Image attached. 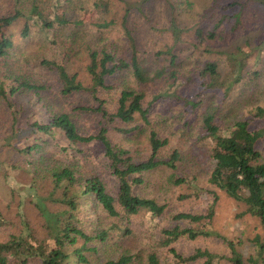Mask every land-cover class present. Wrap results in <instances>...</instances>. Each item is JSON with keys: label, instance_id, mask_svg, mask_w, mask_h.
Segmentation results:
<instances>
[{"label": "rangeland", "instance_id": "1", "mask_svg": "<svg viewBox=\"0 0 264 264\" xmlns=\"http://www.w3.org/2000/svg\"><path fill=\"white\" fill-rule=\"evenodd\" d=\"M109 2V16L117 19V23L109 28H98L96 22L101 17L99 9L95 6L99 0H65L58 7L61 15L71 19L70 30L76 32L75 38L67 37L71 32H56L51 29L50 38H45L43 30L32 27L31 34L24 38L20 35L23 21H16L10 27L8 33L14 38L16 49L12 50L9 57L12 61L27 59L24 70L34 68L48 80V88L42 90V99L38 103L43 112L45 120H52V112H67L76 122L81 134L96 135L102 127L107 128V135L115 148L129 151L134 161L147 160L152 152L150 143V132L152 129L158 131L161 138H168L169 142L161 149L159 156L168 158L174 148L182 153V159L178 162L179 167L175 177L189 178L195 181L201 190L195 193V188L184 182L176 184L171 181V169L158 167L153 170L135 173L132 176L143 179L142 183L134 184V192L144 197L155 198L162 204H167L165 212L155 214L148 210H142L130 219L109 216L104 209L90 199L89 210L92 212V223L94 226L106 227L113 224L127 225L132 233L125 236L114 235L111 241L100 243L99 251L93 253L92 259L95 264L115 258L120 254L136 255L131 264H145L146 255L155 251L160 256L163 264H203V259L194 262L179 261L170 251L168 246L160 244L162 229L164 227L203 226L210 235L199 236L190 239L181 236L173 247L178 253L189 256L197 249H209L218 254L230 256L231 245L240 252L246 263L251 255L257 256V247L254 237L263 234L264 230L258 217L243 214L242 202L230 197L223 190L215 187L209 181L213 167L211 150L213 140L206 137L203 127V113L208 106L213 105L216 112V123L223 129H232L236 122L249 119L253 129L259 130L258 148L264 160V117L255 115L258 107H264V7L253 2L245 8L242 13L240 28L230 34L226 39L209 38L208 32L213 30L219 12L235 0H170L174 4V10L169 8V3L164 0H154L148 3H140V0H106ZM14 6L13 0H1L0 10L8 12ZM129 8L128 19L132 27H136V43L138 55L143 64L149 67L150 79L139 82L133 72L128 69L108 77L109 88L100 89L97 101L88 90H79L70 95H64L60 91L57 76L50 75L46 67L36 66L33 60L38 57L51 58L55 55L64 62L67 59L68 70L77 72L81 82L85 86L92 84V77L88 71L87 50L90 45L92 49H100L105 43L113 41L119 44L117 52H121V46L128 47V40L122 27V17ZM141 8V12L138 9ZM49 9L46 4L44 11ZM235 6L228 12L236 11ZM172 17L177 22L179 29H183L180 41L173 51L179 54V68L181 69L182 84L179 93L189 97H196L201 104L193 112L183 103L176 101L167 94L152 103L154 97L167 90L168 83L175 80L172 75L163 80L154 76V68L170 64V56L161 54L174 44L170 29ZM79 23V25H76ZM58 27V26H57ZM201 29L204 28V36L199 37ZM221 28V26H220ZM58 30H61L60 28ZM57 30V31H58ZM219 36V35H218ZM103 39V40H102ZM75 40V41H74ZM76 42V43H75ZM240 49L243 58V78L234 84L230 93L225 96L223 89L203 90L195 79L194 73L203 67L204 62L216 61L223 71L229 69L228 52ZM127 56H130L128 49ZM39 55V56H36ZM41 57V58H42ZM11 62V61H10ZM38 63V62H37ZM36 63V64H37ZM3 67L8 64L3 63ZM8 70L16 73V69ZM175 68V66H174ZM3 71H7L2 69ZM13 72V73H10ZM170 72L171 69H170ZM185 72V73H183ZM24 75L26 73L22 72ZM123 89H133L145 92V107L150 105V124L146 123L139 113L135 120L126 122L121 119L109 120L99 111H88L77 109V106H90L98 108L100 105L109 112H115L119 106V99ZM26 97L32 98L27 94ZM0 127L2 123V112L0 111ZM187 124V125H185ZM185 127L187 130H183ZM127 128L130 132H122L120 129ZM22 133L12 144L21 148L26 138ZM31 137V136H30ZM69 145V141L62 136L59 146L46 150L43 155L46 158H54L59 163L70 164L78 162L81 173L86 176H98L105 184L108 192L116 196L119 192V180L113 171L112 161L106 154L104 144L95 139L89 143H80L71 146L70 153H63L60 145ZM20 156L18 150L13 148L1 149V157L16 160ZM21 157V156H20ZM16 162V161H15ZM4 160L0 161V207L7 210L12 219H18L19 209L26 211L28 218L39 223V215L33 205L34 190L31 188L34 180L32 175L22 170L9 168ZM175 177L173 179H175ZM218 194L215 214L208 224L204 221L191 222L190 220L176 221L174 215L179 212H190L193 214H206L210 203L213 201V193ZM187 195L186 197H184ZM20 199L24 204H21ZM15 223V222H14ZM204 223V224H203ZM16 224V223H15ZM0 227V233L3 232ZM115 234V233H114ZM221 264H234L229 259H223ZM249 264V262L247 263Z\"/></svg>", "mask_w": 264, "mask_h": 264}, {"label": "trees", "instance_id": "2", "mask_svg": "<svg viewBox=\"0 0 264 264\" xmlns=\"http://www.w3.org/2000/svg\"><path fill=\"white\" fill-rule=\"evenodd\" d=\"M1 1V0H0ZM14 6L8 12L0 10V111L2 112V123L0 127V161L9 162L8 167L22 170L31 174L34 180L31 188L34 190L32 203L39 215V223L31 221L26 211L19 209L18 219H12L7 210L0 207V264H95L92 254L99 251L100 243L109 242L114 235L125 236L132 233L127 225L113 224L106 227L94 226L92 223V212L89 210L90 199L100 205L104 211L112 217L130 219L131 215H136L142 210H148L155 214L165 212L167 204H162L155 198L144 197L134 192V184L142 183L143 179L132 176L164 167L172 170L171 181L176 184L189 183L195 188V193L201 191L194 180L183 177H175V172L182 159V153L178 148H174L168 158L160 157L161 149L169 142L168 138H161L158 131L152 129L150 132V143L152 152L150 157L144 161H134L128 150L115 148L107 135V128L102 127L96 134L83 135L80 133L76 122L67 112H52V120H45V112L37 106L42 99V90L48 88L46 76L42 77L34 68L24 70L27 59L12 61L9 54L16 49L14 38L8 33L10 27L16 21H23L20 35L28 37L32 32V27H39L43 30L44 37L50 38L54 34L51 29L56 27V32H71L68 38H75L76 32L70 30L71 19L61 15L58 7L65 0H13ZM142 4L154 0H140ZM160 1V0H159ZM169 8L173 11L174 4L170 0ZM124 2V0H123ZM256 2L264 7V0H235L230 2L219 12V17L213 26V30L208 32L209 38L226 39L230 34H234L242 23V13L251 3ZM46 4L49 9L44 11ZM99 9L101 17H98L96 26L98 28H109L117 23V19L109 16V2L99 0L95 3ZM237 6L238 10L228 12ZM122 17V27L128 40V47L121 46L119 54L115 51L119 48L117 42L111 44L107 41L104 47L92 49L87 47L88 71L92 77V84L85 86L77 72L68 70L67 60H60L57 55L47 58L38 57L35 65L46 67L50 75H56L60 91L64 95H70L79 90H88L97 101L100 89L109 88L108 77L125 70L133 72L139 82L150 79L149 67L142 63L138 55L136 43V27H132L129 22V8L126 9ZM141 12V8L138 9ZM79 25V23H76ZM58 26V27H57ZM221 26V28H220ZM61 30H58V29ZM170 29L174 44L161 54L170 56V64L164 65L162 62L154 68V76L161 77L164 81L172 75L175 76L173 82L168 83V89L158 93L151 104L162 96L171 95L176 101L183 103L189 108V112L195 111L201 104V100L196 97H189L179 93L178 89L182 84L181 69L178 75L175 69L178 67V57L173 48L180 41L183 29H179L177 22L172 17ZM201 29V27H200ZM58 30V31H57ZM219 35V36H218ZM199 37L204 36V28L200 30ZM70 38V40H71ZM103 40V39H102ZM75 41V40H74ZM72 42V40H71ZM76 43V42H75ZM129 49L130 56H127ZM229 69L223 71L216 61L204 62L203 67L195 72L200 87L203 90L223 89L227 96L234 84L240 82L243 74L242 50L228 52ZM39 56V55H36ZM11 61V62H10ZM3 63L8 67H3ZM16 73H9L14 69ZM175 66V68H174ZM7 70V71H3ZM170 69L172 72H170ZM26 73L25 75L22 73ZM185 73V72H183ZM55 76V77H56ZM27 94L32 98L26 97ZM145 92L131 89L121 91L119 106L115 112H109L101 105L98 108L90 106H77V109L100 111L109 120L121 119L126 122L135 120L136 113H139L143 120L150 124V105L145 107ZM1 115V114H0ZM255 115L264 117V107H258ZM205 136L213 140L211 158L213 167L209 181L215 187L226 192L230 197L242 202L244 205L243 214L256 216L260 219L264 230V160L258 148L259 130L252 128L249 119L236 122L232 129H223L216 123L215 107L210 105L202 115ZM187 125V124H185ZM183 130H187L185 127ZM26 140L21 148L15 147L12 142L22 133ZM122 132H130V129L122 128ZM31 136V137H30ZM64 136L69 145H60L63 153H70L72 147L80 143H89L99 139L106 148V154L112 161L113 171L119 180V192L117 197L108 192L104 182L98 176H86L81 173L80 164L72 162L70 164L59 163L54 158H46L43 153L59 146L61 137ZM13 148L19 151L20 156L16 160H9L1 157V149ZM16 161V162H15ZM3 163V164H4ZM175 177V179H173ZM213 193V201L210 203L206 214H193L190 212H179L174 215L176 221L190 220L208 224L215 214L218 201V194ZM185 195L184 197H186ZM21 204L22 202L20 199ZM16 224H15V223ZM203 223V224H204ZM115 233V234H114ZM160 244L168 246L170 251L179 261L194 262L203 259V264H221L223 259H229L234 264H264V232L254 237L257 247V256L251 255L247 263L243 255L238 252L234 245H231L230 256L212 252L209 249H197L195 253L184 256L173 247L181 236L195 239L199 236H208V231L203 226L164 227L162 229ZM141 254H120L115 258H108L98 264H131L134 257ZM145 264H163L160 256L155 251H150L146 255Z\"/></svg>", "mask_w": 264, "mask_h": 264}]
</instances>
